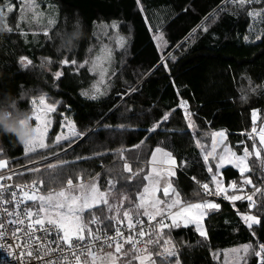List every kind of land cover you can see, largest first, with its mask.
I'll return each mask as SVG.
<instances>
[{
  "label": "trees",
  "instance_id": "trees-1",
  "mask_svg": "<svg viewBox=\"0 0 264 264\" xmlns=\"http://www.w3.org/2000/svg\"><path fill=\"white\" fill-rule=\"evenodd\" d=\"M47 1L56 4L54 24L46 27L37 21L18 19L15 4L7 20L12 31L0 30V97L11 93L18 107L28 113L31 100L42 94L48 102H62L57 104L46 144L52 145L62 132L68 134L64 129L68 120L76 123L78 131L87 134L91 129L93 134L88 139L73 137L70 147L68 142L61 141L63 150L53 145L51 149H37L28 154L13 137L0 136V159L5 161L2 169L20 167L14 176L19 182L41 178L49 181L52 170L46 172V164L64 160L69 163L56 169L59 178L49 181L46 187L41 186L44 191L60 187L68 178L76 182L100 173L101 189L106 190L107 180L112 178L117 181L113 190L116 197L127 192L135 199V193L147 183L143 176L147 175L151 150L161 146L177 160L176 175L170 177V182L180 191L181 198L186 202L209 199L202 189L199 197L194 193L199 188L197 181L211 185L201 152V147L208 146L211 133L223 129L225 141L239 152L253 143L245 135L251 125L252 108L261 110L259 122L264 123V94L258 88L264 84V40L255 39L264 32L260 18L249 17L247 11H241L231 0H141L139 6L136 0H39V6L44 8ZM6 3L0 0V6ZM188 4L192 5L188 12L181 11ZM141 7L145 10L141 11ZM251 8H264V4H254ZM77 24L83 35L75 42L73 58L81 63L90 61L112 32L123 39V46L113 52L112 70L101 88L104 94L96 100L79 96L81 86L90 89L95 80L89 63L75 80H62L58 88L52 86L50 73L39 67L44 56L53 61L65 58L56 51L59 45L56 33L73 31ZM46 28L52 39L44 35ZM154 29L163 34L162 40L154 39L158 35ZM245 35L249 36L248 40L244 39ZM20 55L32 59L33 65L20 69L17 63ZM253 88L257 91L250 90ZM182 101L193 114L195 128L187 127L180 107ZM166 113L169 120L162 121L154 132H148L154 121ZM102 117L106 118L98 126ZM256 143L259 146V141ZM111 149H122L125 160H120ZM50 152H55L56 157ZM96 152H102L103 157H94ZM124 162L130 163L132 172L137 173L131 181L118 179L131 174L123 171ZM249 164L251 171L245 175L259 183L262 172L256 158ZM33 168L40 169V173L29 171ZM221 178L225 185L230 179L242 182L241 174L231 165L221 169ZM126 185L131 187L126 189ZM211 188L215 189L213 185ZM244 190L251 191V186L246 185ZM234 193L240 194L228 189V194ZM212 200L221 208L204 217L206 237H200L194 225L171 230L182 264H221L219 256L224 249L264 241V207L249 210L245 200ZM110 202L117 203V199ZM129 205L127 200L121 204L125 208ZM91 213L102 218L108 215L102 204ZM239 213L254 214L261 222L250 230ZM249 264H256L254 256L249 257Z\"/></svg>",
  "mask_w": 264,
  "mask_h": 264
},
{
  "label": "snow or ice",
  "instance_id": "snow-or-ice-1",
  "mask_svg": "<svg viewBox=\"0 0 264 264\" xmlns=\"http://www.w3.org/2000/svg\"><path fill=\"white\" fill-rule=\"evenodd\" d=\"M137 5H141V0H136ZM234 6H238L241 11H247V15L252 18H260L264 23V8L252 10V5L264 4V0H231ZM192 5H184L181 11L187 13ZM15 10L11 0L0 6V23L3 24V31L11 32L12 28L7 23L8 15ZM144 11L143 7L140 8ZM23 12V5L21 7ZM174 11V10H170ZM54 20H50L49 24H54ZM116 27L115 24L112 25ZM250 29L252 25L249 26ZM74 30H79V24L75 26ZM158 33L154 39H163V34L159 29H154ZM207 32L208 29L204 28ZM23 34V33H22ZM65 34V33H63ZM61 33H56L57 36H62ZM44 35L48 39H52L48 29L44 30ZM245 40L249 39L248 35L244 36ZM256 40H264V32L255 36ZM119 43V42H118ZM119 46H123L120 44ZM76 45L56 49L65 58H60L58 61H53L49 56L41 58L39 67L50 73L53 81V87H60L62 80H75L78 75H81V69L84 68L89 61L79 62L74 57V49ZM61 49L64 52H61ZM110 55V54H109ZM172 59H175L173 56ZM20 69H28L33 65V60L26 55H20L17 61ZM92 67L89 71H93L98 65L95 60L92 62ZM58 65V66H57ZM167 67V64L164 65ZM55 68L53 71L52 69ZM108 70L100 69L101 77L104 76ZM98 84H103L104 80L100 79ZM261 94H264V84L258 86ZM257 91L256 88L250 89ZM104 93L97 86L93 84L91 89H85L81 86L79 96L86 100H96ZM246 99V96H242ZM61 101L46 102V95L42 94L37 99L34 97L31 100V115L30 120L34 117L35 127H33L34 135L23 145V152L25 154L35 153L37 149H51L53 145L63 150L61 141L69 143V147L73 142V137H84L88 139L93 134V130H89L86 134L77 130V125L74 121L68 120V134H58L52 145L45 143V136L50 127L51 121L49 114L56 111L57 104ZM186 103V102H185ZM183 107V104L181 105ZM261 110L252 108L251 118L255 124L258 112ZM193 114L189 110H185V119L187 120L188 128H195V121L192 119ZM97 122L99 126L103 119ZM169 115L166 113L160 120L154 121L153 126L148 128V132H154L160 127L162 121L169 120ZM63 127V125H62ZM104 127H111L104 125ZM259 133V146L255 142V133ZM253 135L249 139L253 140L251 146L245 145L243 147V154L238 155L231 149L225 147L226 155L219 157V162L215 165V171L210 164V157H213L216 148V137H224L223 131L213 132V147L212 151L206 152L203 155V160L207 167L208 173L211 175V185H215V191H212L211 185L208 182L197 181L199 188L194 195L200 196L199 189L203 190V195L211 197L213 195L219 196L224 193V199L228 201H247V208L254 209L257 206L264 207V127L253 128ZM144 143L140 141V145ZM199 144V141H197ZM106 147V146H105ZM133 148L139 145H133ZM114 155L119 156L120 160H125L122 149H111ZM53 157H56L55 152H50ZM158 154L162 159H158ZM102 152L94 153V157L102 158ZM255 157L258 162V167L262 172L261 181L258 183L254 179L245 175L251 171L249 158ZM79 158V157H78ZM93 157H88L91 159ZM45 159V157H41ZM69 162L59 160L56 164H46L45 171L52 170L49 181L55 182L59 178L58 168L67 166ZM152 164H166L169 167L158 170L157 167L151 168L148 175L143 176L144 181H148L143 186L142 191L135 193V199L125 192L121 193L119 197L114 195L116 187V180L109 178L107 180L108 188L101 191L100 186L95 182L101 174L85 184H74L72 178H68L66 186L63 185L60 189H49L47 192L41 186L46 187L49 181L44 179H33L30 185L14 184L11 186L0 183V211H3L8 217L7 224L0 222V249H9V255H14L12 249L20 253L17 264H30L35 261V264H96L98 260L107 262V264H133V261H138L139 264H182L176 244L173 242L171 236L172 229L195 226L196 233L200 237H206L207 233L203 227L202 221L210 211L219 210L221 205L212 199H199L197 202H186L181 198V193L178 191L170 181L163 180L160 177L161 171H166L168 177L176 175L172 166L177 165V160L171 151L165 150L161 146L155 147L151 150ZM5 164L3 159H0V168ZM224 164H231L238 169L241 174L242 182H229L227 187L218 177L220 176V169ZM29 171L39 174L40 169L33 168ZM111 171V170H109ZM123 171L131 173L127 177H118L126 181L133 180L137 173L132 172L130 163H123ZM142 171V170H141ZM153 173L155 175H153ZM214 173V174H213ZM11 177H9L10 179ZM5 179L0 175V181ZM195 180L196 178L193 177ZM251 186V191H245V186ZM28 188L26 191L25 188ZM126 189L130 185L125 186ZM162 188L163 196L161 199L156 195V192ZM14 189H19V193ZM228 189L236 190L240 194H227ZM11 191V197L7 198L6 193ZM111 199H117V203L110 202ZM127 200L132 207L122 209L121 204ZM25 201H31L32 206L25 204L22 211L17 212L11 208L12 204L19 207ZM104 205L108 212L107 216L103 218L91 213L96 205ZM5 205H8L5 207ZM89 210V212H86ZM122 212V216L120 215ZM115 213V214H113ZM244 224L251 230L252 225L260 223V219L250 213H239ZM90 217V218H89ZM142 217L148 218V231L145 230V221ZM107 220L109 223L105 224ZM26 227H21L25 225ZM126 224L127 231H124L122 226ZM15 225L14 230L8 232L6 229ZM92 225H96L95 228ZM103 225V226H102ZM168 230L166 233L164 230ZM113 234H109V233ZM42 233V235H37ZM155 236V238H153ZM54 237V238H53ZM23 238V239H21ZM54 245V246H53ZM143 245V247H141ZM110 251L104 253V247ZM128 246V247H126ZM243 251L240 259V264H249V257L256 258V264H264V241H256L255 243H245L233 251ZM42 253V254H41ZM99 253V255H98ZM131 257V258H130ZM158 258V259H157Z\"/></svg>",
  "mask_w": 264,
  "mask_h": 264
},
{
  "label": "rangeland",
  "instance_id": "rangeland-1",
  "mask_svg": "<svg viewBox=\"0 0 264 264\" xmlns=\"http://www.w3.org/2000/svg\"><path fill=\"white\" fill-rule=\"evenodd\" d=\"M6 1L8 2V0H6ZM11 2H12V4L14 6H15V4H17V8L19 10V16L17 17L18 19H29V20H31L34 23H36V21H37V23L39 25H43L44 24L46 27H49L50 26V24H49V21L50 20H54L55 21V19H56V16H57L56 4L54 2H52V1L44 2V3H46V6L44 8L39 6V0H17V3H15L13 0H11ZM22 5H23V12L21 11ZM253 19H256V18H253ZM122 41H123V39H122V36L121 35H118V34H115V33L112 32L107 38H105L103 40L102 45L100 46V48L98 47L95 50V52L91 56V59H90L89 64H88L89 65V68L92 67L93 65H92L91 62L93 60H95L96 63H97V65H98L92 71L94 73V75H95V80H94V82L92 81V86H93V84H97V86L100 89L103 86H105V84L107 83V79L109 77V74H110V72L112 70V63H113V56H114L113 55V52H114V50L117 47H119V45L122 43ZM101 68H105V69L108 70L107 72H105V74H104L103 77H101V75H100V69ZM100 79H103L104 80V83L103 84H98L97 83ZM92 86L90 87V89L92 88ZM46 102H48L47 99H46ZM37 103H38V99H37ZM182 104H183V107L181 106ZM180 107L182 108V110H183L184 113H185V110L188 108V106L186 105V103L183 102V101L180 102ZM54 113H55V111L49 114V119L51 121V124H52V119H53ZM30 115H31V112H30ZM260 119H261V114H259V113L257 115V120H256V123L255 124L252 122V118H251L250 128H249L248 132L245 133V135L247 137V140L250 141V142L253 141V140L249 139V136L250 135H253L250 132V129L251 128H257V129H259V127H264V123H261V121L259 122ZM30 122H31L32 127H35V119H34V117L30 120ZM51 124H50V126H51ZM49 128H48V131H49ZM64 129H65V132L68 133L69 130H68L67 124L64 126ZM220 131H223L225 133V131L223 129H217V130H215L213 132H220ZM212 133H211V140H210L208 146L207 147L206 146L201 147V152H202L203 155L206 154V152H208V151H212V147H213V137H212ZM61 134H65V133L62 132ZM258 135H259V133L257 135H255V137H256L255 142H258L259 141L258 140ZM46 138H47V133H46V136H45V140H46ZM225 140H226V135H224V137H220V136H217L216 137V148H215V152H214L213 157H210L209 158L210 164L213 167V170L214 171H215V165H216V163L219 162V157L221 155H226V153L224 152L225 147L231 149L233 152H236L238 155H242L243 154V149L241 151L237 152L232 147H230V145ZM253 158H254V156L253 157H250L249 158V161L252 160ZM158 159H162V157H160L159 154H158ZM150 161H151V159H150ZM225 165H231V164H224L221 167V169ZM206 166L208 167V165H206ZM231 166H233V165H231ZM153 167H157L158 170H160V169H166L169 166L166 165V164L156 165V164L149 163L148 166H147V168H146L147 175L149 174L151 168H153ZM172 167H173V170H174L175 169V166H172ZM221 169H220V176L218 178L222 180V178H221ZM153 175H155V174L153 173ZM211 175L212 174H210V181H211ZM94 177H96V176H92V177L86 178L85 180H79V181H76V182H73V183L74 184H80V183L87 184ZM160 177L163 180L170 181V177L167 176L166 171H161ZM95 182L100 186V183H99V180L98 179H96ZM222 182H223V180H222ZM147 183H148V181H147ZM63 185L66 186V183L63 184ZM224 186L227 187V185H225V184H224ZM60 187L52 188V189L58 191L60 189ZM213 187L215 188V185H213ZM142 190H143V188L140 191H142ZM47 191L48 190H46L45 192H47ZM101 191H104V190L101 189ZM234 194H237V193H234ZM156 195L158 197H160L161 199H165L164 196H163L162 188H160L156 192ZM195 202H197V201H195ZM25 204L28 205L29 207L32 206V202L31 201H25L24 202V205ZM114 204H116V203H114ZM129 207H130V205H129ZM121 208L123 209L125 207L121 206ZM113 214H115V213H113ZM120 215L122 216V212H121ZM202 224H203V227L205 229V226H204V222L203 221H202ZM92 227L95 228V225H92ZM239 246L240 245L235 246V247H231V248L224 249L220 253V256H219V260H220L221 264H240V259H241V256L243 255V251L242 250H240L239 252L233 251V249H237V248H239ZM108 251H110V249H108V248L103 249V252L104 253H106ZM98 255H99V253H98ZM96 264H102V261L98 260L96 262ZM103 264H107V262H103ZM133 264H139V262L138 261H135V263H133Z\"/></svg>",
  "mask_w": 264,
  "mask_h": 264
},
{
  "label": "clouds",
  "instance_id": "clouds-1",
  "mask_svg": "<svg viewBox=\"0 0 264 264\" xmlns=\"http://www.w3.org/2000/svg\"><path fill=\"white\" fill-rule=\"evenodd\" d=\"M82 31L73 30L58 36V47H71L82 38ZM13 137L15 143L24 145L33 135L30 113L18 107V101L11 93L0 97V136Z\"/></svg>",
  "mask_w": 264,
  "mask_h": 264
},
{
  "label": "built area",
  "instance_id": "built-area-1",
  "mask_svg": "<svg viewBox=\"0 0 264 264\" xmlns=\"http://www.w3.org/2000/svg\"><path fill=\"white\" fill-rule=\"evenodd\" d=\"M252 129H250V132L252 133ZM253 134V133H252ZM258 134V131L257 133H255V135ZM20 167H15V168H7V169H2L0 168V175L4 176L5 179L3 181H0V183H4L5 185H8V186H11V185H14V184H24V185H30L31 182H19V181H16L14 180V176H15V173L16 171L19 169ZM9 177H11L9 179ZM234 180L233 179H230L229 182H233ZM15 191H17V193H19V189H14ZM25 190L27 191L28 188L26 187ZM213 192L215 191V189L212 190ZM7 198H10L11 197V191H9L8 193L5 194ZM224 193H222L221 195L219 196H211V197H208L209 199H218V200H223L225 201L224 199ZM8 205H5V207H7ZM24 203L23 204H20L19 207H17L16 204H12L11 205V208L15 209L17 212H20L23 210L24 208ZM9 217L3 212V211H0V222H4L7 224V221H8ZM144 219L145 221V230L148 231V218L147 217H144L142 218ZM14 227L15 225L7 228L6 230L8 232H11L14 230ZM21 227H26V224L25 225H22ZM96 227V225H95ZM123 230L124 231H127L126 229V224L122 226ZM109 234H113V233H109ZM37 235H42V233H37ZM54 238V237H53ZM23 239V238H21ZM2 242V241H0ZM54 246V245H53ZM141 247H143V245H141ZM107 248L106 246L104 247V249ZM12 251L14 252V255H9V249H0V264H17V261H18V258L20 256V253L15 251V249H12ZM42 254V253H41ZM30 264H35V261H31Z\"/></svg>",
  "mask_w": 264,
  "mask_h": 264
},
{
  "label": "water",
  "instance_id": "water-1",
  "mask_svg": "<svg viewBox=\"0 0 264 264\" xmlns=\"http://www.w3.org/2000/svg\"><path fill=\"white\" fill-rule=\"evenodd\" d=\"M186 105H187V103H186ZM188 106V105H187Z\"/></svg>",
  "mask_w": 264,
  "mask_h": 264
},
{
  "label": "bare ground",
  "instance_id": "bare-ground-1",
  "mask_svg": "<svg viewBox=\"0 0 264 264\" xmlns=\"http://www.w3.org/2000/svg\"><path fill=\"white\" fill-rule=\"evenodd\" d=\"M18 180V179H17Z\"/></svg>",
  "mask_w": 264,
  "mask_h": 264
}]
</instances>
